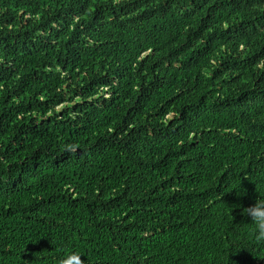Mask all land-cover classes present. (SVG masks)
<instances>
[{
  "label": "trees",
  "instance_id": "1",
  "mask_svg": "<svg viewBox=\"0 0 264 264\" xmlns=\"http://www.w3.org/2000/svg\"><path fill=\"white\" fill-rule=\"evenodd\" d=\"M257 200L264 0H0V264H264Z\"/></svg>",
  "mask_w": 264,
  "mask_h": 264
},
{
  "label": "clouds",
  "instance_id": "2",
  "mask_svg": "<svg viewBox=\"0 0 264 264\" xmlns=\"http://www.w3.org/2000/svg\"><path fill=\"white\" fill-rule=\"evenodd\" d=\"M69 151H75L70 148ZM242 214L250 218V221L255 225L254 237L257 241H264V200H257L250 206L242 208ZM80 252H72L61 258L59 264H84Z\"/></svg>",
  "mask_w": 264,
  "mask_h": 264
}]
</instances>
